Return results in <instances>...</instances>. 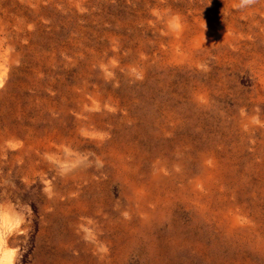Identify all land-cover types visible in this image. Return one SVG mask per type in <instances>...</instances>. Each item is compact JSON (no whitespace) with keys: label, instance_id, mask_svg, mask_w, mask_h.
I'll return each mask as SVG.
<instances>
[{"label":"rangeland","instance_id":"obj_1","mask_svg":"<svg viewBox=\"0 0 264 264\" xmlns=\"http://www.w3.org/2000/svg\"><path fill=\"white\" fill-rule=\"evenodd\" d=\"M0 264H264V0H0Z\"/></svg>","mask_w":264,"mask_h":264}]
</instances>
